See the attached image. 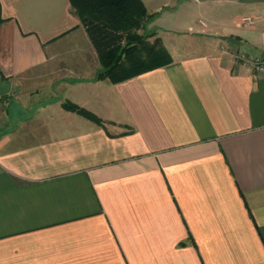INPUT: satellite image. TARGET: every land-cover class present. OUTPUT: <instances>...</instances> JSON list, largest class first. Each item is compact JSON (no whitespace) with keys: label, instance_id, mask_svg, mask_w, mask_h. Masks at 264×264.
I'll list each match as a JSON object with an SVG mask.
<instances>
[{"label":"crops","instance_id":"obj_1","mask_svg":"<svg viewBox=\"0 0 264 264\" xmlns=\"http://www.w3.org/2000/svg\"><path fill=\"white\" fill-rule=\"evenodd\" d=\"M142 2L172 60L113 83L69 0H0V264H264V0Z\"/></svg>","mask_w":264,"mask_h":264},{"label":"trees","instance_id":"obj_2","mask_svg":"<svg viewBox=\"0 0 264 264\" xmlns=\"http://www.w3.org/2000/svg\"><path fill=\"white\" fill-rule=\"evenodd\" d=\"M69 1L98 53L100 68L95 79L116 83L171 62L159 37L148 44L146 38L153 33L138 32L155 16L147 12L142 0ZM3 20L0 6V24ZM63 106L104 125L100 117L77 104L65 102Z\"/></svg>","mask_w":264,"mask_h":264},{"label":"built area","instance_id":"obj_3","mask_svg":"<svg viewBox=\"0 0 264 264\" xmlns=\"http://www.w3.org/2000/svg\"><path fill=\"white\" fill-rule=\"evenodd\" d=\"M248 18H245L247 20ZM245 63L255 71L264 70V55H253L251 57H245Z\"/></svg>","mask_w":264,"mask_h":264},{"label":"rangeland","instance_id":"obj_4","mask_svg":"<svg viewBox=\"0 0 264 264\" xmlns=\"http://www.w3.org/2000/svg\"><path fill=\"white\" fill-rule=\"evenodd\" d=\"M138 32L141 33V34L149 33V31H146V30H143V29H140ZM146 41H147L148 44L151 43V41H150V39H148V37L146 38ZM142 54H144V53H142Z\"/></svg>","mask_w":264,"mask_h":264}]
</instances>
